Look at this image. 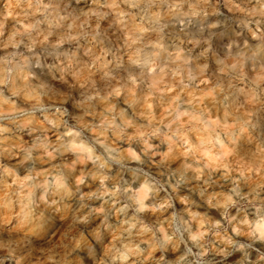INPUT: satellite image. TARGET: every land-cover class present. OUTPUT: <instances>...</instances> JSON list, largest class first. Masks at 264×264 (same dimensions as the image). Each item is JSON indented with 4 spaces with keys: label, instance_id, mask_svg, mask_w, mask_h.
<instances>
[{
    "label": "clouds",
    "instance_id": "1",
    "mask_svg": "<svg viewBox=\"0 0 264 264\" xmlns=\"http://www.w3.org/2000/svg\"><path fill=\"white\" fill-rule=\"evenodd\" d=\"M0 252L264 264V0H0Z\"/></svg>",
    "mask_w": 264,
    "mask_h": 264
},
{
    "label": "rangeland",
    "instance_id": "2",
    "mask_svg": "<svg viewBox=\"0 0 264 264\" xmlns=\"http://www.w3.org/2000/svg\"><path fill=\"white\" fill-rule=\"evenodd\" d=\"M208 35L211 36L212 34L209 33ZM212 43H213L214 47H220V37L219 36H215L213 41H212ZM3 255H5V253L4 252H0V256H3Z\"/></svg>",
    "mask_w": 264,
    "mask_h": 264
}]
</instances>
